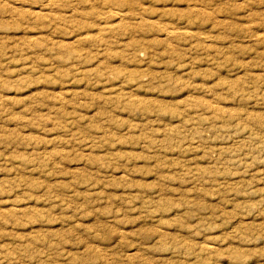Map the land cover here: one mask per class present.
Masks as SVG:
<instances>
[{"label":"rangeland","instance_id":"rangeland-1","mask_svg":"<svg viewBox=\"0 0 264 264\" xmlns=\"http://www.w3.org/2000/svg\"><path fill=\"white\" fill-rule=\"evenodd\" d=\"M0 264H264V0H0Z\"/></svg>","mask_w":264,"mask_h":264},{"label":"bare ground","instance_id":"bare-ground-1","mask_svg":"<svg viewBox=\"0 0 264 264\" xmlns=\"http://www.w3.org/2000/svg\"><path fill=\"white\" fill-rule=\"evenodd\" d=\"M49 2H50V1H49ZM49 5H50V3H49ZM47 7H48V6H47ZM117 15H118L119 17H123V16H124L123 13H120V12L117 13ZM117 15H116V16H117ZM114 16H115V15H114Z\"/></svg>","mask_w":264,"mask_h":264}]
</instances>
